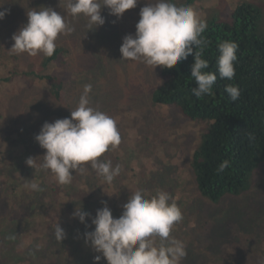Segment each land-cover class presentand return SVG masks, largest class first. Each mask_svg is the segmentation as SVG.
Segmentation results:
<instances>
[{"label":"rangeland","instance_id":"1","mask_svg":"<svg viewBox=\"0 0 264 264\" xmlns=\"http://www.w3.org/2000/svg\"><path fill=\"white\" fill-rule=\"evenodd\" d=\"M171 2L193 7L206 20L207 28L228 22L231 12L241 4L250 5L259 12L258 36L264 38V0ZM147 3L138 0L136 7L119 19L102 8L105 23L89 30L87 18L67 13L63 0H0V11L7 10L0 21V264H94V257L101 254L85 242V233L94 231L91 220L96 211L106 205L113 217L119 218L123 205L138 190L146 198L164 190L172 197L170 202L180 207L183 219L174 225L170 236L186 246L181 264H264V166L260 164L248 176L246 188L239 194L224 196L218 202L203 198L189 161L206 124L183 120L175 109L154 103L159 66L121 59L122 40L135 34L140 9ZM42 7L65 16L73 29L56 40L57 47L68 53L60 65H41L43 53L30 56L10 51L13 34L27 23V12ZM30 66L67 71L59 102L53 103L37 88L18 86L20 81L10 75L15 69L21 74ZM5 75H10L9 83ZM86 84L92 85L89 106L112 117L121 135V143L110 146V155L104 153L99 159L121 166L122 194L114 188L109 196L75 197L67 192L71 188L67 185H63V194H58L49 188L56 185V179L49 180L47 170L25 164L28 157L38 158V162L43 159L45 151L35 140L32 143L43 121L70 118ZM116 105L114 112L109 110ZM128 114L137 120L123 119ZM88 168L96 173L90 164ZM30 182L43 191L26 187ZM91 182L94 189L101 187L99 181ZM64 198L78 202L69 209ZM60 205L61 212L56 214ZM79 206L90 214L84 223L73 217ZM56 223L66 234L61 242L54 238ZM99 264L107 261L101 258Z\"/></svg>","mask_w":264,"mask_h":264},{"label":"clouds","instance_id":"2","mask_svg":"<svg viewBox=\"0 0 264 264\" xmlns=\"http://www.w3.org/2000/svg\"><path fill=\"white\" fill-rule=\"evenodd\" d=\"M137 3L138 0H63L67 13L87 18L89 30L105 23L102 8H107L110 15L119 19ZM6 15L7 10L0 11V21ZM139 17L135 34L126 35L122 40L119 49L121 59L140 61L153 68L172 69L193 55L191 77L196 87L191 89V93L197 99L211 94L217 74L205 71L209 63L202 58L207 44L202 36L207 28L206 20L193 7L177 6L171 0H148L146 6L140 9ZM72 31L65 16L62 17L54 9H30L26 25L11 38L13 44L10 51L30 56L43 53L51 57L57 47L58 36ZM237 50L238 45L232 41L218 45L220 55L216 67L220 79L231 80L235 76ZM91 90V84L84 85L78 106L71 111L70 118L42 125L35 141L45 150L43 159L38 162V158L28 157L25 161L32 169L50 171L60 185H69L73 172L84 173L82 165L86 164H90L108 184L121 172L119 164L113 167L110 160L99 159L110 146L115 148L121 143V135L112 117L89 106ZM225 92L233 102L240 97L237 85H226ZM228 167L230 162L224 160L217 172H223ZM26 187L43 191L37 183L30 182ZM170 201L172 197L164 190H158L150 198L138 190L123 205L119 218H114L106 205L98 209L91 220L94 231L85 233V242H90L94 252L101 254L94 257V264H99L101 258L107 264H181L187 255L186 246L181 240L171 237L170 233L174 225L182 221L183 215L180 207ZM89 215L82 210V206L76 207L73 213L80 223H84ZM65 235L56 223L55 240L61 242Z\"/></svg>","mask_w":264,"mask_h":264},{"label":"trees","instance_id":"3","mask_svg":"<svg viewBox=\"0 0 264 264\" xmlns=\"http://www.w3.org/2000/svg\"><path fill=\"white\" fill-rule=\"evenodd\" d=\"M258 22L259 12L250 5L241 4L231 12L228 22L213 23L202 34L207 41L202 58L209 63V68L205 71L217 74L211 94L199 99L192 95L191 89L196 84L191 77L194 59L193 55H189L172 69L160 67V83L152 95L154 103L175 109L183 120L206 124L205 129L198 135V145L192 150L189 167L198 192L211 202H218L224 196L237 195L245 190L248 176L260 164L264 166V38L258 36ZM224 41H232L238 45L237 60L234 62L235 76L231 80L220 79L216 67L220 55L218 45ZM67 54L62 47H56L51 57L45 55L41 65L53 62L60 65ZM8 71L6 69L9 74ZM66 74V70L61 72L53 68L45 70L30 66L21 74L15 69L14 74L10 75L20 81L18 86L46 92L54 103L59 102ZM10 75L4 76L6 83L11 81ZM228 84L239 87L240 97L235 102L225 92ZM117 107L118 105L109 110L114 112ZM54 114L58 117L57 113ZM2 118L3 114L0 113V123ZM123 119L137 120L132 114ZM52 122L50 120L48 123ZM106 154L110 155L108 151ZM224 160L230 162V167L223 172H217L219 164ZM84 168V173L73 172L72 182L67 185L71 187L67 190L70 195L109 196L114 188L123 193L120 192L123 184V179L120 180L122 173L108 184L97 173L89 171L88 164ZM48 173L49 180L55 179L50 171ZM90 178L99 181L101 187L94 189ZM49 188L55 193L63 194V185L57 181L56 185L52 184ZM64 199L65 207L69 209H72L74 202H78L77 199ZM61 209L62 205L56 214Z\"/></svg>","mask_w":264,"mask_h":264}]
</instances>
